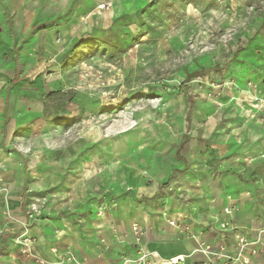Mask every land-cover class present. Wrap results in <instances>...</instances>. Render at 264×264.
Instances as JSON below:
<instances>
[{
	"label": "rangeland",
	"instance_id": "374dc122",
	"mask_svg": "<svg viewBox=\"0 0 264 264\" xmlns=\"http://www.w3.org/2000/svg\"><path fill=\"white\" fill-rule=\"evenodd\" d=\"M96 1L94 20L85 16L60 56L56 46L50 65L23 75L20 49L32 42L0 0V38L15 57L17 78H7L4 92L12 112L29 116L14 131L30 141L22 149L27 222L16 243L30 255V224L44 219L49 206L62 207L53 220L64 217L63 227L85 243L74 251L81 261L70 254L73 263L101 249L106 264H160L173 256L151 250L146 232L172 204L188 211L201 200L195 182L205 177L200 169L211 171V149L228 141L222 132L251 130L239 126L244 118L234 106L226 108L230 96L212 97L236 81L264 85V0H144L118 17L105 15L113 0ZM36 30L46 35L51 28ZM36 54L41 63L44 50ZM212 131L216 139L206 137Z\"/></svg>",
	"mask_w": 264,
	"mask_h": 264
},
{
	"label": "crops",
	"instance_id": "0c3cea01",
	"mask_svg": "<svg viewBox=\"0 0 264 264\" xmlns=\"http://www.w3.org/2000/svg\"><path fill=\"white\" fill-rule=\"evenodd\" d=\"M6 1L11 14L18 17L16 25L23 37L29 36L28 40L32 44L38 43V47H32L34 45L27 42L30 46L20 49V71L28 70L23 75L34 74L50 65L56 46L60 56L63 46L78 35V28L85 16L88 14V19L94 20L95 11L91 10L99 3L96 0ZM143 1L113 0V7L108 8L105 15H127ZM37 24L48 26L51 30L46 35L43 30L32 32ZM36 49L44 50L43 63H39ZM10 55L5 41L0 38V61L3 62L0 64V264H75L69 260L70 254L83 249L81 246H85V243L79 241L74 230L63 227L66 220L59 221L64 217L59 221L53 220L52 213L62 211V207L55 210L54 206H49L44 219L30 224L29 235L35 237L28 244L30 255L21 252L23 247L20 239L19 246L16 243L15 236L24 231L27 222L26 203L29 198L26 194L29 182L22 149L28 148L30 141L24 140V134L15 136L17 121L29 116L21 111L12 112L10 99L4 92L7 78L12 77L13 81L17 79L12 70L14 64L11 63L15 57ZM23 75L19 76V87L24 89L28 85L24 84ZM254 84L256 88L247 86L243 80L236 81L226 89L227 94L220 91L212 97L213 100L224 102V97L230 96L226 99V108L234 106L238 118H244L239 126L241 124L251 130L245 133L241 129L235 130L229 135L228 132H222L221 138L228 141L211 149L210 153L214 151L215 156L210 159L213 160L211 171L208 172L209 166L205 165V168L200 169L206 172L204 179L195 182L201 186V200H195L194 206L188 211L182 204H172L171 210L160 220L157 228L153 227L148 234L146 232L147 245L162 257L183 255L188 256L183 264H202L213 254H219L215 264H223V254H234L238 236L245 235L252 240L261 238L263 244L250 264H264V104L259 106L254 100L256 96L264 98V85ZM233 97L235 101L229 99ZM15 106L21 108L17 104ZM24 110L29 109L24 107ZM217 133L208 132L206 137H214ZM234 138L238 142L236 147L229 143ZM17 143L21 144L20 148H17ZM193 149L192 153L196 156L197 149ZM150 213L144 207V218L150 219ZM173 220L177 223L174 226L170 223ZM58 222L60 227H57ZM200 246L210 248L208 255L199 250ZM103 254L99 249L94 254H88L87 260L82 263L106 264V258H100ZM75 256L81 261L80 257Z\"/></svg>",
	"mask_w": 264,
	"mask_h": 264
},
{
	"label": "built area",
	"instance_id": "2783aa9c",
	"mask_svg": "<svg viewBox=\"0 0 264 264\" xmlns=\"http://www.w3.org/2000/svg\"><path fill=\"white\" fill-rule=\"evenodd\" d=\"M101 7L104 8L105 4L102 5ZM250 85L253 88L257 87V85H255V84H250ZM254 100L259 106H263L264 98L261 99V98L256 96L254 98ZM172 223H173V221H172ZM262 244H263V242H262L261 238H259V237L257 239L252 240V239H249L245 235L238 236L235 253L232 255L223 254V257L225 258L223 264H250L252 261V258L259 253ZM199 250L201 252H203L204 254L208 255L207 252H209L208 250H210V248L201 247ZM217 255L213 254V256H210L208 258V260L206 262H203L202 264H215L216 263V257L215 256H217ZM144 258H145V256H144ZM182 260H183V256L178 255V256L171 258L170 260H163L162 259L160 261V264H169V263L180 264V262Z\"/></svg>",
	"mask_w": 264,
	"mask_h": 264
},
{
	"label": "bare ground",
	"instance_id": "6f19581e",
	"mask_svg": "<svg viewBox=\"0 0 264 264\" xmlns=\"http://www.w3.org/2000/svg\"><path fill=\"white\" fill-rule=\"evenodd\" d=\"M187 258H188V256L185 257V261H186Z\"/></svg>",
	"mask_w": 264,
	"mask_h": 264
}]
</instances>
